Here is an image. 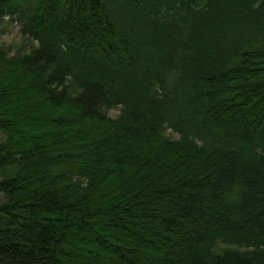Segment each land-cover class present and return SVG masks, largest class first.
<instances>
[{
  "label": "trees",
  "instance_id": "16d2710c",
  "mask_svg": "<svg viewBox=\"0 0 264 264\" xmlns=\"http://www.w3.org/2000/svg\"><path fill=\"white\" fill-rule=\"evenodd\" d=\"M0 133V264H264V0H0Z\"/></svg>",
  "mask_w": 264,
  "mask_h": 264
},
{
  "label": "rangeland",
  "instance_id": "374dc122",
  "mask_svg": "<svg viewBox=\"0 0 264 264\" xmlns=\"http://www.w3.org/2000/svg\"><path fill=\"white\" fill-rule=\"evenodd\" d=\"M20 40V34L18 32L17 28H11V31L8 33H5V36L3 37V41L6 43L14 44ZM4 136L0 133V142L3 140ZM2 199V196L0 195V201Z\"/></svg>",
  "mask_w": 264,
  "mask_h": 264
},
{
  "label": "clouds",
  "instance_id": "9594fccd",
  "mask_svg": "<svg viewBox=\"0 0 264 264\" xmlns=\"http://www.w3.org/2000/svg\"><path fill=\"white\" fill-rule=\"evenodd\" d=\"M5 19H7V17Z\"/></svg>",
  "mask_w": 264,
  "mask_h": 264
}]
</instances>
